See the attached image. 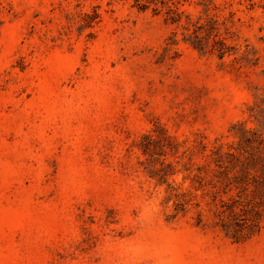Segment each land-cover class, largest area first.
Segmentation results:
<instances>
[{
    "label": "rangeland",
    "instance_id": "rangeland-1",
    "mask_svg": "<svg viewBox=\"0 0 264 264\" xmlns=\"http://www.w3.org/2000/svg\"><path fill=\"white\" fill-rule=\"evenodd\" d=\"M0 264H264V0H0Z\"/></svg>",
    "mask_w": 264,
    "mask_h": 264
}]
</instances>
